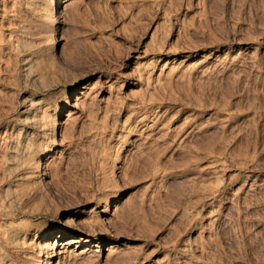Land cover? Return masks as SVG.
<instances>
[{
	"label": "rangeland",
	"instance_id": "374dc122",
	"mask_svg": "<svg viewBox=\"0 0 264 264\" xmlns=\"http://www.w3.org/2000/svg\"><path fill=\"white\" fill-rule=\"evenodd\" d=\"M49 262L264 264V0H0V264Z\"/></svg>",
	"mask_w": 264,
	"mask_h": 264
},
{
	"label": "bare ground",
	"instance_id": "6f19581e",
	"mask_svg": "<svg viewBox=\"0 0 264 264\" xmlns=\"http://www.w3.org/2000/svg\"><path fill=\"white\" fill-rule=\"evenodd\" d=\"M57 7H58V3H57V1H55V3H54V7H53V9H57ZM56 136V134L53 136V137H55ZM119 198V197H118ZM117 198V199H118ZM52 236V234H46V235H44L42 238V240L43 241H48L49 240V238ZM85 242H87V241H85ZM55 246H56V244L53 246V250H55ZM54 254H56V255H59V250H56L55 252H54ZM48 264H54V263H51V262H49Z\"/></svg>",
	"mask_w": 264,
	"mask_h": 264
}]
</instances>
